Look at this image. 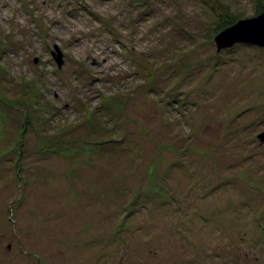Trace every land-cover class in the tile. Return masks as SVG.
<instances>
[{
	"label": "rangeland",
	"instance_id": "rangeland-1",
	"mask_svg": "<svg viewBox=\"0 0 264 264\" xmlns=\"http://www.w3.org/2000/svg\"><path fill=\"white\" fill-rule=\"evenodd\" d=\"M263 12L0 0V264H264Z\"/></svg>",
	"mask_w": 264,
	"mask_h": 264
},
{
	"label": "water",
	"instance_id": "water-1",
	"mask_svg": "<svg viewBox=\"0 0 264 264\" xmlns=\"http://www.w3.org/2000/svg\"><path fill=\"white\" fill-rule=\"evenodd\" d=\"M218 49L229 47L237 42L251 43L264 47V12L255 18L240 20L225 28L214 38ZM259 138L264 140V131Z\"/></svg>",
	"mask_w": 264,
	"mask_h": 264
},
{
	"label": "trees",
	"instance_id": "trees-1",
	"mask_svg": "<svg viewBox=\"0 0 264 264\" xmlns=\"http://www.w3.org/2000/svg\"><path fill=\"white\" fill-rule=\"evenodd\" d=\"M226 27V25H224V28Z\"/></svg>",
	"mask_w": 264,
	"mask_h": 264
}]
</instances>
